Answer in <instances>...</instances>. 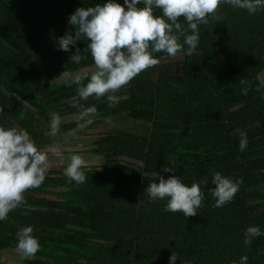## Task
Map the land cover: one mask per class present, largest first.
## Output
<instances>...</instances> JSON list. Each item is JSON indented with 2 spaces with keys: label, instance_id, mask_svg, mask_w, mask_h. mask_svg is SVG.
I'll list each match as a JSON object with an SVG mask.
<instances>
[{
  "label": "trees",
  "instance_id": "16d2710c",
  "mask_svg": "<svg viewBox=\"0 0 264 264\" xmlns=\"http://www.w3.org/2000/svg\"><path fill=\"white\" fill-rule=\"evenodd\" d=\"M107 2L0 0V126L26 129L40 149L51 112L74 118L61 123V136L77 127L78 109L70 104L76 86L60 75L90 74L93 61L83 52L88 41L68 52L57 41L74 35L68 18L77 8ZM218 15L221 20L199 26L191 54L186 45L176 57L153 54L160 63L116 93L115 108L106 97L81 101L98 110L84 130L108 118H134L144 122L141 131L115 128L91 141L103 163L84 171V184L69 183L61 168L28 190L26 203L0 221V264L1 252L15 250L16 233L26 226L41 250L25 264H169L173 252L175 264H239L243 256L247 264H264V235L244 244L248 227L264 232V97L255 91L256 77L264 78V10L250 15L224 4ZM77 48L87 57L79 65L69 59ZM241 78L252 82L247 95ZM242 139L247 146L240 151ZM166 166L176 172L165 173ZM214 171L243 178L233 201L220 208L212 206ZM156 173L179 176L189 187L207 179L196 216L165 212L166 201L147 197L145 188L159 182Z\"/></svg>",
  "mask_w": 264,
  "mask_h": 264
},
{
  "label": "clouds",
  "instance_id": "9594fccd",
  "mask_svg": "<svg viewBox=\"0 0 264 264\" xmlns=\"http://www.w3.org/2000/svg\"><path fill=\"white\" fill-rule=\"evenodd\" d=\"M143 7H139V5ZM224 4L233 9L246 10L254 15L264 10V0H124V5L108 0L107 3L95 7L77 8L68 18V24L75 28L74 35L66 32L57 41L59 50L68 52L80 40L88 41L83 52L91 55L94 71L72 75L68 70L60 76L69 77V86H76V95L71 98V107L78 109V124L75 129L65 133L75 136L90 126L93 117L98 115L95 105L85 107L81 101L89 98L100 100L106 97L107 107L115 108L120 99L116 95L121 89L142 72L156 67L160 60L154 58L155 53H165L176 57L185 51L191 54L200 42V25H208L210 19L219 21L218 10ZM127 9V10H126ZM160 10L162 15H154ZM180 18L186 23L179 22ZM191 32V34H188ZM183 37V42H181ZM77 48L70 56L72 64L79 65L87 57L81 55ZM255 91L264 97V78L257 76ZM87 81V82H85ZM239 83L242 92L247 95L252 89V82L241 78ZM3 109L0 108V112ZM23 119V114H21ZM61 117L56 112L50 114L49 130L46 135L54 144L40 149L26 129L0 126V221H5L11 212L26 203L25 193L30 189L42 186L50 166V154L60 156ZM111 124V119L105 120ZM242 139L240 151L246 148ZM67 162L64 174L69 183L77 186L86 182L83 171L86 161L81 155L72 154L61 159ZM165 173H175L176 169L166 166ZM159 182L150 183L144 190L147 197L155 201H166L163 211L182 213L186 218L196 216L197 210L203 207L204 193L201 184L207 179L193 182L191 186L184 184L179 176L172 175L164 179L156 173ZM215 185L213 207L220 208L233 201L238 193L243 178L232 180L220 172L212 173ZM264 235L258 226H250L244 232V244L250 245L253 238ZM15 251L25 259L34 257L41 250L37 238L33 236V227H22L16 233ZM247 256L240 258L239 264H247ZM175 252L169 257V264H175ZM233 264H236L233 261Z\"/></svg>",
  "mask_w": 264,
  "mask_h": 264
},
{
  "label": "rangeland",
  "instance_id": "374dc122",
  "mask_svg": "<svg viewBox=\"0 0 264 264\" xmlns=\"http://www.w3.org/2000/svg\"><path fill=\"white\" fill-rule=\"evenodd\" d=\"M180 61L182 59H175ZM96 117H93V120ZM74 118H61L62 123L70 122ZM143 121L139 119H126L122 122L116 123L111 122V124L100 122L91 129H86L82 132H77L75 136H66L62 135L63 139L60 140L59 151L60 156L50 154V166L47 174H50L52 170H58L65 168L67 162L61 163V159L72 154L81 155L85 161V167L83 171L98 169V167L103 163L101 157L96 156L91 152V141L100 138L102 135L112 132L115 128H127L131 130H140V126L143 125ZM47 143L43 144L41 149H46L48 146L54 144V140L50 137H47ZM65 175V174H64ZM2 262L4 264H25L24 259L22 258L14 249H7L1 252Z\"/></svg>",
  "mask_w": 264,
  "mask_h": 264
}]
</instances>
